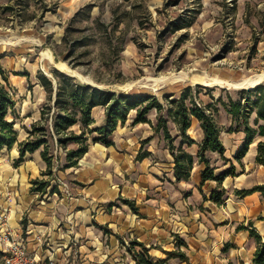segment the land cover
Returning a JSON list of instances; mask_svg holds the SVG:
<instances>
[{"label": "crops", "instance_id": "obj_1", "mask_svg": "<svg viewBox=\"0 0 264 264\" xmlns=\"http://www.w3.org/2000/svg\"><path fill=\"white\" fill-rule=\"evenodd\" d=\"M106 111L104 105L93 108V125L106 123ZM136 115L134 109L119 123L111 143L90 139L76 165L68 164L67 152L56 143L57 170L52 176L45 174L48 162L42 149L29 152L22 161L18 143L1 149L0 216L7 219H0V232L10 228L29 252L53 255L61 264H137L129 248L133 239L150 246L151 254L164 264H253L258 239L252 230L264 235V194L255 190L241 195L237 189L264 183V163L257 160L260 137L239 158L246 132L226 128L233 116L219 108L216 116L222 118L228 158L217 150L206 155L217 174L233 165L235 171L222 182L203 181L207 164L199 150L205 131L193 116L188 131L196 141L183 146L194 154L195 163L190 177L178 179L170 139L163 128L156 129L158 111L148 113L149 121L135 122ZM168 117L179 147V125ZM59 178L69 183L71 194ZM35 179H50V184L35 189ZM224 188L221 201L213 198ZM179 239L187 244L179 245ZM179 247L190 261L169 255Z\"/></svg>", "mask_w": 264, "mask_h": 264}, {"label": "rangeland", "instance_id": "obj_2", "mask_svg": "<svg viewBox=\"0 0 264 264\" xmlns=\"http://www.w3.org/2000/svg\"><path fill=\"white\" fill-rule=\"evenodd\" d=\"M67 28L70 42L82 39L70 54ZM0 63L17 90L20 139L29 136L47 101L40 74L53 77L54 68L102 87L156 93L166 116L165 95L179 97L191 85L196 101L212 103L218 115L224 107L219 97L237 99L252 87L214 76L240 80L264 71V0H0ZM184 71L188 77L179 76ZM194 74L210 83L194 82ZM255 118L250 121L258 126Z\"/></svg>", "mask_w": 264, "mask_h": 264}, {"label": "trees", "instance_id": "obj_3", "mask_svg": "<svg viewBox=\"0 0 264 264\" xmlns=\"http://www.w3.org/2000/svg\"><path fill=\"white\" fill-rule=\"evenodd\" d=\"M190 23L177 25L178 27L188 26ZM68 31L64 36L68 40ZM83 38V37H82ZM82 39H76L80 41ZM75 41L70 42L69 54L73 51ZM68 54V55H69ZM17 73V71L15 72ZM53 77L41 72V83L47 89V101L42 108V116L33 122L29 129V136L25 139L19 138L17 129V118L20 116L17 90L11 82V72L0 63V150L8 147L12 148L19 144L20 157L18 161L26 158L29 152L42 149V155L48 162L45 174H54V158L56 156L54 146L58 145L65 149L70 159V165H76L79 158L89 149L90 138L93 136L95 141L111 143V136L119 123L125 122L131 112L136 109L137 115L135 122L149 121L148 113L151 109H158L157 130L163 128L166 136L170 139L171 149L175 155V169L178 179L191 176L195 163L193 153L187 151L183 144L193 143L196 140L190 135L188 129L192 124L193 116L200 119L205 131V137L201 143L199 156L205 161L207 166L203 171V181L208 178H216L222 182L223 178L234 173L235 166L226 169L223 173L217 174L210 164L206 153L208 150H217L225 158L226 146L221 137L222 126L216 118V112L212 109V104H199L192 95V86H186L179 97L170 98V94L165 97L170 103L168 116L174 118L178 123L180 134L183 136L182 144L178 147L175 144V136L172 134L164 109L166 105L156 93L130 90H115L110 87H102L91 82H83L75 75L59 68L52 70ZM201 86V85H199ZM245 94L240 98L232 95L229 101L224 97H219L225 109L231 113L236 125H232L230 130H241L246 132L243 147L238 153V157L245 155L249 150L250 144L256 137H260L258 142L257 160L264 163V81L252 88H244ZM190 98V102L188 101ZM173 103L177 107L173 106ZM97 105H104L106 111V123L103 125H93V108ZM218 110V107L215 108ZM256 114L255 121L258 126L253 125L250 118ZM243 120V125L240 120ZM79 124V130L74 126ZM98 132V134H95ZM54 140V142L52 141ZM70 142L79 144L76 148H70ZM35 189H44L50 184V179H35ZM224 190L215 191L213 198L217 201L222 200ZM255 190H261L264 194V183L256 184L250 188L237 189V193L244 195ZM134 206V202L126 199ZM252 234L258 239V246L253 258V264H264V235L256 230ZM179 245L187 244L184 239L178 240ZM137 264H164L165 260L156 259L150 252V246L139 239H133L129 245ZM170 256H179L184 260L190 261L189 255L181 247L168 252ZM5 251L0 248V264H5Z\"/></svg>", "mask_w": 264, "mask_h": 264}, {"label": "built area", "instance_id": "obj_4", "mask_svg": "<svg viewBox=\"0 0 264 264\" xmlns=\"http://www.w3.org/2000/svg\"><path fill=\"white\" fill-rule=\"evenodd\" d=\"M199 102V101H198ZM199 104H202L199 102ZM55 170L57 168L55 167ZM61 184L66 188L68 194H71L69 183L59 178ZM1 221L7 219V216H0ZM0 239L4 243L2 248L5 251V264H60L53 255H42L31 253L27 250L22 238L16 236L10 228H5L0 232Z\"/></svg>", "mask_w": 264, "mask_h": 264}, {"label": "bare ground", "instance_id": "obj_5", "mask_svg": "<svg viewBox=\"0 0 264 264\" xmlns=\"http://www.w3.org/2000/svg\"><path fill=\"white\" fill-rule=\"evenodd\" d=\"M52 57H53V54H52ZM179 76H181V77H188V75H187V73L185 71L184 72H181L179 74ZM167 78H168V76H163L161 78V80H157V81L166 80ZM191 79L194 82L210 83V81H208V80H203L201 78V75H199V74H194ZM213 79L214 80L221 81V82H226V83H228V84H230L232 86H235V87H237V86H240V87H253V86L257 85V83H260V82H263L264 81V71L257 72V73H255L253 75H247V76L243 77L240 80L223 79V78H220V77H217V76H214Z\"/></svg>", "mask_w": 264, "mask_h": 264}, {"label": "water", "instance_id": "obj_6", "mask_svg": "<svg viewBox=\"0 0 264 264\" xmlns=\"http://www.w3.org/2000/svg\"><path fill=\"white\" fill-rule=\"evenodd\" d=\"M74 75V74H73ZM258 84V83H257ZM254 87V86H253Z\"/></svg>", "mask_w": 264, "mask_h": 264}]
</instances>
